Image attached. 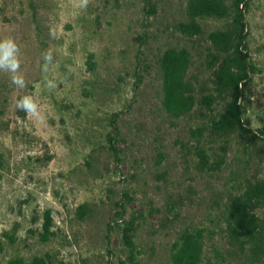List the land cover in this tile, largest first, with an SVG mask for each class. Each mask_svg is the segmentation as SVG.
<instances>
[{
	"label": "rangeland",
	"instance_id": "374dc122",
	"mask_svg": "<svg viewBox=\"0 0 264 264\" xmlns=\"http://www.w3.org/2000/svg\"><path fill=\"white\" fill-rule=\"evenodd\" d=\"M187 256L264 264V0H0V264Z\"/></svg>",
	"mask_w": 264,
	"mask_h": 264
},
{
	"label": "trees",
	"instance_id": "16d2710c",
	"mask_svg": "<svg viewBox=\"0 0 264 264\" xmlns=\"http://www.w3.org/2000/svg\"><path fill=\"white\" fill-rule=\"evenodd\" d=\"M247 77V75L243 74L242 76H239L238 79H239V82L242 81L243 79H245ZM233 89L234 90H238V83L235 82L234 83V86H233ZM191 259L190 256H187L185 259H184V262L183 264H190L191 263Z\"/></svg>",
	"mask_w": 264,
	"mask_h": 264
}]
</instances>
